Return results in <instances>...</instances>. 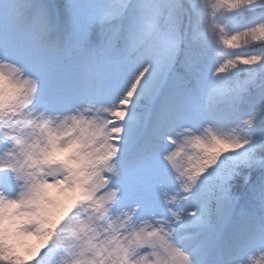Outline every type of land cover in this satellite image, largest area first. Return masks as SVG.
<instances>
[{
	"label": "snow or ice",
	"instance_id": "1",
	"mask_svg": "<svg viewBox=\"0 0 264 264\" xmlns=\"http://www.w3.org/2000/svg\"><path fill=\"white\" fill-rule=\"evenodd\" d=\"M0 264H264V0H0Z\"/></svg>",
	"mask_w": 264,
	"mask_h": 264
}]
</instances>
